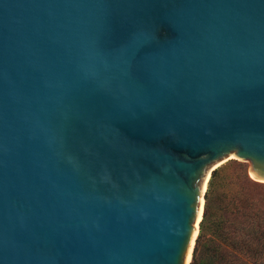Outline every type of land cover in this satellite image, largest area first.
Returning a JSON list of instances; mask_svg holds the SVG:
<instances>
[{"label": "water", "instance_id": "obj_1", "mask_svg": "<svg viewBox=\"0 0 264 264\" xmlns=\"http://www.w3.org/2000/svg\"><path fill=\"white\" fill-rule=\"evenodd\" d=\"M230 157L264 182V0H0V264H189Z\"/></svg>", "mask_w": 264, "mask_h": 264}, {"label": "trees", "instance_id": "obj_2", "mask_svg": "<svg viewBox=\"0 0 264 264\" xmlns=\"http://www.w3.org/2000/svg\"><path fill=\"white\" fill-rule=\"evenodd\" d=\"M192 264H264V182L242 163L211 176Z\"/></svg>", "mask_w": 264, "mask_h": 264}, {"label": "rangeland", "instance_id": "obj_3", "mask_svg": "<svg viewBox=\"0 0 264 264\" xmlns=\"http://www.w3.org/2000/svg\"><path fill=\"white\" fill-rule=\"evenodd\" d=\"M236 157H233V158H228V159H225V160H223L222 161V165H224V164H227V163H229V162H232V161H237V162H239V163H242L246 168H247V171H249V168H250V162L249 161H247V160H242V159H235ZM191 264H192V262H191Z\"/></svg>", "mask_w": 264, "mask_h": 264}, {"label": "bare ground", "instance_id": "obj_4", "mask_svg": "<svg viewBox=\"0 0 264 264\" xmlns=\"http://www.w3.org/2000/svg\"><path fill=\"white\" fill-rule=\"evenodd\" d=\"M231 158H233V157H231ZM237 158V157H236ZM222 162H220L219 164H221ZM218 164V165H219ZM204 203L202 202V207H201V210H200V214H199V219H198V224H199V222H200V220H201V218H202V215H203V210H204V205H203ZM198 228H196V233H195V237H194V241H193V246H192V250H193V247H194V243H195V239H196V236H197V234H198ZM192 250H191V255H190V260H189V264H190V262H191V259H192Z\"/></svg>", "mask_w": 264, "mask_h": 264}]
</instances>
